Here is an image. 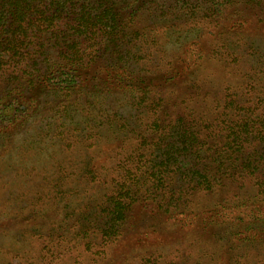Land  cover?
I'll use <instances>...</instances> for the list:
<instances>
[{
  "label": "rangeland",
  "instance_id": "obj_1",
  "mask_svg": "<svg viewBox=\"0 0 264 264\" xmlns=\"http://www.w3.org/2000/svg\"><path fill=\"white\" fill-rule=\"evenodd\" d=\"M259 9L236 6L222 17L202 11L199 20L187 22L174 16L157 22L144 14L135 24L143 33L140 53L129 55L125 66L118 65L120 71L159 93L168 105L159 112L161 119L163 114L174 119L192 111L211 121V113L220 110L213 108L215 100L226 90L249 99L240 107L252 106L264 86V10ZM96 66L86 71L79 92L62 101L79 108L119 107V117L129 120L131 130L144 115L128 105L130 89ZM18 75L0 72V101L5 96L1 81L11 78L16 85ZM35 85L33 96L38 93L45 104L37 101L36 111L30 104L25 118L0 122V264H264V195L255 184L264 182V176L195 194V209L188 214L164 213L154 203L134 205L105 237L109 193L84 173L87 167L105 172L117 160L114 154L129 151L130 143L101 129L93 148L86 147L91 141L84 140L82 116L73 118L77 133H64L72 128L71 120L64 121V132L57 128L63 120L55 113L59 104L52 94L59 92L46 90L44 82ZM249 85L257 89L249 92ZM105 86L109 92L98 91ZM190 96L194 99L179 104ZM263 108L261 104L258 115ZM256 149L264 152L263 147Z\"/></svg>",
  "mask_w": 264,
  "mask_h": 264
},
{
  "label": "trees",
  "instance_id": "obj_2",
  "mask_svg": "<svg viewBox=\"0 0 264 264\" xmlns=\"http://www.w3.org/2000/svg\"><path fill=\"white\" fill-rule=\"evenodd\" d=\"M242 5L264 10V0H0V72L20 73L14 79L16 85L11 84V78L1 81L5 96L0 101V122L25 118L28 106H35L37 101L41 106L45 104L38 93L37 97L32 93V86L40 81L47 85L46 90L59 92L52 94L59 104L55 113L63 120L58 129L64 132V121L71 120L72 129L64 133H77L79 127L73 118L78 114L85 125L84 140L91 141L86 147L93 148V137L96 140L101 129L130 143L129 151L122 148L114 154L117 160L105 172L104 168L93 169L81 163L87 167L84 177L91 184L101 183L109 193L105 237L134 205L154 203L164 213L188 214L195 209L197 194L215 193L228 184L243 182L245 177L258 180L264 176V152L256 149L264 148V112L257 114L264 104V86L257 90L261 98L243 107L242 101L245 104L249 99L226 90L223 98L215 100L213 108L220 110L210 112L211 121L192 111L174 119L163 114L161 119L159 112L168 105L159 93L150 89L152 85L130 79L129 73L118 66H125V59L134 51L140 53L143 33L135 24L144 14L157 22L165 16H174L175 21L181 17L187 22L199 20L202 11L222 17L226 10ZM108 58L111 63L107 65ZM236 59L231 58L230 64ZM96 64L119 86L130 89L128 105L144 115L131 130L126 125L129 120L119 117V107L112 111L87 105L79 108L62 101V97L67 99L79 92L86 71L96 68ZM248 87L249 92L257 89L255 85ZM105 90L109 92L107 86L98 91ZM193 99L190 96L179 104ZM248 148L254 149L248 152ZM74 166L72 163L71 167L78 169ZM255 184L264 195V182ZM115 235L117 232L112 233V237Z\"/></svg>",
  "mask_w": 264,
  "mask_h": 264
}]
</instances>
